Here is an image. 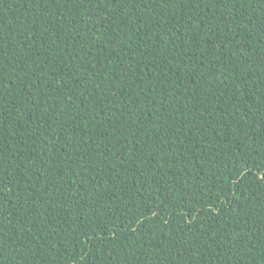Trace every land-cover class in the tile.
<instances>
[{
    "label": "trees",
    "instance_id": "obj_1",
    "mask_svg": "<svg viewBox=\"0 0 264 264\" xmlns=\"http://www.w3.org/2000/svg\"><path fill=\"white\" fill-rule=\"evenodd\" d=\"M0 264H264V0H0Z\"/></svg>",
    "mask_w": 264,
    "mask_h": 264
}]
</instances>
